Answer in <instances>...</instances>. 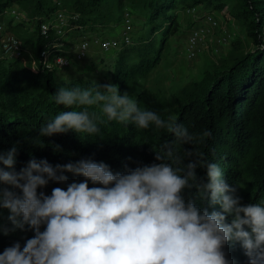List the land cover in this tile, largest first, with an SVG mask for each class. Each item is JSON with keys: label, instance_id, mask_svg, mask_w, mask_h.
I'll use <instances>...</instances> for the list:
<instances>
[{"label": "clouds", "instance_id": "1", "mask_svg": "<svg viewBox=\"0 0 264 264\" xmlns=\"http://www.w3.org/2000/svg\"><path fill=\"white\" fill-rule=\"evenodd\" d=\"M99 87L104 91L59 87L56 103L71 110L42 124L38 135L96 134L88 108L72 107L99 105L108 120L154 125L174 140L155 149L158 163H125V171L91 157L54 165L34 155L17 170V144L0 151V209L11 222L0 224V232H34L23 245L6 246L0 264H236L226 252L230 243L244 250L247 264H264V200L242 203L216 162L193 149L180 155L173 144H193L194 137L175 116L142 109L113 83ZM67 173L84 179L70 181ZM50 182L66 187L49 194L42 189Z\"/></svg>", "mask_w": 264, "mask_h": 264}, {"label": "trees", "instance_id": "2", "mask_svg": "<svg viewBox=\"0 0 264 264\" xmlns=\"http://www.w3.org/2000/svg\"><path fill=\"white\" fill-rule=\"evenodd\" d=\"M225 1L0 0V20L13 6L26 13L27 21L21 20L14 24V20H9L6 27L10 35L22 42L24 49H31L38 68L34 72L31 70L32 63L22 64L19 57L0 58V151L17 144V170L33 155L47 158L54 165L91 157L107 162L113 171H125V163L130 167H136L137 163H158L155 149L159 151L166 142H172L174 138L171 133L166 129H157L154 125L138 129L131 124L108 120L99 105L72 107V110L77 111L88 108L99 128L96 134L81 133L80 137L69 130L53 136L38 135L42 124L61 111L71 110L56 103L55 92L59 87L104 91L99 87L103 82L92 79L86 82L82 78L66 80L58 75L59 69L42 65V51H60L62 37L53 29L41 33L40 23L45 17L63 9L69 16V25L77 38L94 35L89 31L94 27H104L114 21L123 22L125 13L131 12L127 7L139 10L149 31L141 32L138 42L120 49L108 71L121 93L127 91L130 94L133 79L149 72L161 57L160 48L156 50L154 44L158 34L163 41L170 33L175 23L171 12L173 9L180 4L195 6L203 3L205 7L216 9L223 7ZM232 1L238 10L237 16L244 17L254 49L245 54L236 53L224 63L223 70L185 88L181 97L169 102V105L144 95H139L136 101L142 109L157 111L164 119L175 116L177 122L184 124L192 133L194 141L187 145L173 144L176 151L184 156L186 149H193L203 153L205 160L216 162L227 181L236 186L237 194L242 197L241 202L247 204L264 200V0ZM26 22L29 25L30 22L32 25L36 23L33 29L31 26L23 28ZM140 49L142 61L130 64V54ZM168 107H172V112L166 110ZM196 171L198 176H204L206 169L198 167ZM67 175L70 181L84 179L72 173ZM56 186L66 187L50 182L42 190L50 194ZM192 194H195L194 190ZM198 203L208 206L206 201ZM7 215V209H0V224L11 226ZM228 219L230 222L231 216ZM33 235L31 230L18 229L8 235L0 232V252L17 240L23 245ZM226 252L229 258L235 259L236 264H247L248 257L239 244L230 243L226 246Z\"/></svg>", "mask_w": 264, "mask_h": 264}, {"label": "rangeland", "instance_id": "3", "mask_svg": "<svg viewBox=\"0 0 264 264\" xmlns=\"http://www.w3.org/2000/svg\"><path fill=\"white\" fill-rule=\"evenodd\" d=\"M224 4L223 7L216 9L210 6L205 7L204 3L195 6L180 4L173 9L171 12H173L175 23L170 33L163 41L158 34L156 44H154L156 50L160 48L161 57L149 72L133 79V89L129 95L135 100L139 95L149 96L151 99L165 102L167 105L169 102H174L180 98L185 88L200 83L217 71L223 70L224 63H227L236 53L245 54L253 50L255 45L247 34L244 17L237 16L238 10L235 9L232 0H226ZM126 9L132 12L133 42H138L141 32L145 33L148 30L145 25V18L137 9L130 7ZM209 14L214 17L213 22H216L213 35L203 39L205 44L202 51L196 56L189 57L187 55L189 32L193 26L201 23ZM27 19L22 20L27 21ZM37 19L35 20L37 21ZM9 20H13V17L10 13H5L0 21L7 25ZM17 22L16 20L13 21L14 24ZM34 24L32 25L30 22L29 25L26 22L23 28L31 26L33 29ZM68 27L69 30L63 39L66 44L76 40L72 26L69 25ZM122 27V21H114L107 26L94 27L93 30L89 29V31L94 34L101 33L114 36L122 30ZM4 29V35H10L7 27ZM99 49L97 45H92L80 61H75L69 68L59 69L58 75L66 80L82 78L86 82L92 79L96 82H103V84L113 83L108 71L120 51L114 50L104 54ZM141 52L142 49L130 54V64L142 61L143 56L139 55ZM29 61L32 63L31 70L37 72L38 68L34 65L32 51L29 47H25L21 62L27 64ZM2 64L4 63L2 62ZM166 110L172 112V107H168Z\"/></svg>", "mask_w": 264, "mask_h": 264}, {"label": "built area", "instance_id": "4", "mask_svg": "<svg viewBox=\"0 0 264 264\" xmlns=\"http://www.w3.org/2000/svg\"><path fill=\"white\" fill-rule=\"evenodd\" d=\"M6 13H10L13 20L21 21L26 18V13L19 10L17 6L9 8ZM68 14L65 10L59 9L54 15L46 18L40 23L39 30L46 33L50 29L57 32L62 37L60 42L61 49L58 52L42 51L41 63L45 67L65 69L71 67L75 61H80L92 45H97L102 53H110L114 50H120L124 46L133 42V24L130 12L124 15L122 22V30L114 36L108 34L81 35L73 42L66 44L63 39L69 30ZM213 16L209 14L199 24L193 26L187 38V55L189 57L196 56L205 44L206 37L213 35L216 22H213ZM0 58L13 59L22 58L24 48L22 42L13 35L5 36V25L0 21ZM4 26V28H3ZM37 67V63L34 61Z\"/></svg>", "mask_w": 264, "mask_h": 264}, {"label": "bare ground", "instance_id": "5", "mask_svg": "<svg viewBox=\"0 0 264 264\" xmlns=\"http://www.w3.org/2000/svg\"><path fill=\"white\" fill-rule=\"evenodd\" d=\"M36 21V20H35Z\"/></svg>", "mask_w": 264, "mask_h": 264}]
</instances>
